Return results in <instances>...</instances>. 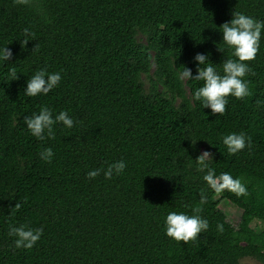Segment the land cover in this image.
<instances>
[{
    "label": "trees",
    "instance_id": "16d2710c",
    "mask_svg": "<svg viewBox=\"0 0 264 264\" xmlns=\"http://www.w3.org/2000/svg\"><path fill=\"white\" fill-rule=\"evenodd\" d=\"M233 11L264 20V0H0V46L13 53L0 64V264H239L247 256L264 264V34L246 61L249 94L230 95L223 114L192 99L202 81L179 78L183 66L195 74L197 52L218 69L230 56L219 25ZM41 68L60 71L61 81L25 96ZM40 105L67 110L73 127L32 136L23 117ZM228 132L245 133L250 146L227 153ZM44 147L51 162L38 155ZM205 150L217 174L247 182V196L207 186L195 165ZM121 158L120 175L86 176ZM221 199L259 229L234 226ZM193 207L207 231L187 243L167 236L166 213ZM20 223L43 227L30 249L8 234Z\"/></svg>",
    "mask_w": 264,
    "mask_h": 264
},
{
    "label": "clouds",
    "instance_id": "9594fccd",
    "mask_svg": "<svg viewBox=\"0 0 264 264\" xmlns=\"http://www.w3.org/2000/svg\"><path fill=\"white\" fill-rule=\"evenodd\" d=\"M20 3H27V0H19ZM222 31V41L230 50V56L223 60L220 68L212 63L208 58V53L197 52L192 59L196 62V72L193 74L191 68L183 66L179 72L181 80L202 81L192 92V99L199 101L201 106L207 107L213 114H223L228 103V97L242 98L249 94L248 81L244 79L246 73L251 71L250 65L246 61L254 60L260 48V40L264 34V20L256 19L251 15L241 11H233L229 21L219 25ZM25 37L32 33L28 28H24ZM27 38L20 41L25 44ZM6 45V44H5ZM5 45L0 46V64L9 60L13 55L12 50ZM220 49V48H219ZM222 51V49H220ZM9 79L17 76L14 66L8 68ZM61 81L60 71L49 72L45 68L36 70L29 79L26 80L24 94L28 97L47 94L55 88ZM26 128L31 135L43 140L45 136L53 138L55 136L54 125H62L71 129L74 124L73 117L68 111L61 109L54 114L53 109L46 105H40L38 112H33L30 116L23 117ZM222 143L229 154H235L250 146L251 141L246 138L243 132H228L222 136ZM40 159L51 162L54 155L51 147H44L38 154ZM212 155L209 151H202L195 158L196 170L203 173V181L216 194L225 190L235 194L237 197L247 196V182L240 176H234L229 171H221L218 174L210 166ZM126 168L124 159H118L107 164L106 167L91 168L87 171L88 178H94L103 173L106 179H111L113 175H120ZM164 175V174H160ZM206 195L201 192L200 203L206 201ZM18 209L19 203L15 204ZM185 207H187L185 205ZM198 207H193L191 213L187 211L171 210L164 216L165 234L176 241L196 240L198 233L205 232L209 228V221L202 217ZM218 231H223V225L216 224ZM43 227H31L27 223L9 225L8 234L14 235V246L16 248L30 249L41 238Z\"/></svg>",
    "mask_w": 264,
    "mask_h": 264
},
{
    "label": "rangeland",
    "instance_id": "374dc122",
    "mask_svg": "<svg viewBox=\"0 0 264 264\" xmlns=\"http://www.w3.org/2000/svg\"><path fill=\"white\" fill-rule=\"evenodd\" d=\"M145 83L147 78L144 77ZM226 213L227 219L236 227H239L242 224H249L254 231L258 230L260 227V222L258 220H249L247 219V214L244 210L238 206L232 204L227 199H221L219 205ZM239 264H261L259 261L252 257H242L239 259Z\"/></svg>",
    "mask_w": 264,
    "mask_h": 264
}]
</instances>
